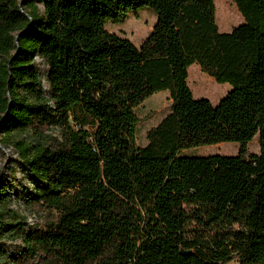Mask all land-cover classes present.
Returning a JSON list of instances; mask_svg holds the SVG:
<instances>
[{"label": "trees", "instance_id": "obj_1", "mask_svg": "<svg viewBox=\"0 0 264 264\" xmlns=\"http://www.w3.org/2000/svg\"><path fill=\"white\" fill-rule=\"evenodd\" d=\"M233 3L243 23L220 33L214 0H0V136L31 135L13 143L23 205L46 218L27 228L0 180V240L20 243L0 264H264V0ZM140 8L139 48L106 30ZM194 64L230 86L218 104L193 98ZM160 92L139 147L135 110ZM225 143L236 156H182Z\"/></svg>", "mask_w": 264, "mask_h": 264}, {"label": "rangeland", "instance_id": "obj_2", "mask_svg": "<svg viewBox=\"0 0 264 264\" xmlns=\"http://www.w3.org/2000/svg\"><path fill=\"white\" fill-rule=\"evenodd\" d=\"M215 5V20L219 28L220 33H228L232 29L237 27L235 16H240L233 0H214ZM38 10L42 13V6L38 5ZM230 13L229 19L224 22L225 15ZM156 24V16L148 8H140L137 11H131L127 15L126 19L120 24H106L105 28L111 34H115L121 38L129 40L134 46L139 48L146 38L151 34ZM222 27H227V31H223ZM225 30V29H224ZM38 67L44 74L46 68L42 65L41 61L36 60ZM205 75L211 83L206 84L208 92L211 95L216 94L214 88L217 86H228L227 84H217L212 78L205 73ZM202 84H204L202 82ZM214 85V86H213ZM203 87L205 85H202ZM200 85V87H202ZM192 88V86L190 85ZM208 92L202 91V94ZM195 100L205 99L204 97L197 98ZM170 105L169 95L167 92H160L145 100L135 110L136 117L139 120V124L135 130V141L139 147H144L147 144L146 134L147 132L156 127L160 121L167 115L168 107ZM45 135H50L58 140V133L55 129L46 132ZM2 140V141H1ZM32 141L31 135H18L11 138H3L0 136V180L5 183L8 192L11 195L12 203L9 205V209L15 211L18 215L25 218L27 228L39 227L41 228L46 221L44 214H35L28 212L24 208V199L33 190V184L25 173L20 169L19 156L17 149L13 143L25 142L30 143ZM248 153L258 154L259 144L258 137H255L253 141L247 147ZM238 152V146L233 143L219 144L215 146L198 147L186 150L182 153V156L189 157H206L212 155L220 156H236ZM0 244L9 252L17 253L20 250L19 241H7L0 240ZM229 264H236L235 261Z\"/></svg>", "mask_w": 264, "mask_h": 264}, {"label": "crops", "instance_id": "obj_3", "mask_svg": "<svg viewBox=\"0 0 264 264\" xmlns=\"http://www.w3.org/2000/svg\"><path fill=\"white\" fill-rule=\"evenodd\" d=\"M235 21L237 23V26H239L240 24L243 23V19L240 16H235ZM223 31H227L228 29ZM188 77H187V84L188 87L190 88L193 97H197V98H201L204 97L206 99H208V101L212 104V105H216L219 103V101L230 91V86H217V85H213L215 90L217 91L216 94L211 95L208 92V88L206 87V84L211 83V81L205 76L203 75L204 73L202 72V70L197 66V65H191L188 68L187 71ZM202 82L204 84H202ZM190 85L192 86V88L190 87ZM200 85H205L204 87H200ZM202 91H206L208 92L207 94H202Z\"/></svg>", "mask_w": 264, "mask_h": 264}, {"label": "bare ground", "instance_id": "obj_4", "mask_svg": "<svg viewBox=\"0 0 264 264\" xmlns=\"http://www.w3.org/2000/svg\"><path fill=\"white\" fill-rule=\"evenodd\" d=\"M230 16H231L230 13L228 15L226 14L225 17H224V18H226V19H224L225 20L224 22H226L227 19L231 18ZM224 29L226 30L228 28L227 27H224Z\"/></svg>", "mask_w": 264, "mask_h": 264}]
</instances>
